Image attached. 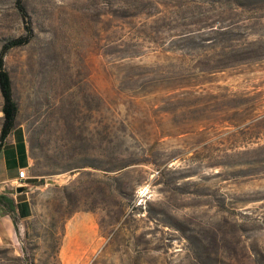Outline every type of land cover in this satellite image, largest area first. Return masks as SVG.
<instances>
[{"label": "rangeland", "instance_id": "rangeland-1", "mask_svg": "<svg viewBox=\"0 0 264 264\" xmlns=\"http://www.w3.org/2000/svg\"><path fill=\"white\" fill-rule=\"evenodd\" d=\"M20 37L0 264H264V0H0Z\"/></svg>", "mask_w": 264, "mask_h": 264}, {"label": "trees", "instance_id": "trees-1", "mask_svg": "<svg viewBox=\"0 0 264 264\" xmlns=\"http://www.w3.org/2000/svg\"><path fill=\"white\" fill-rule=\"evenodd\" d=\"M250 0H248L249 2ZM237 10H243L246 8V2L239 4L236 2ZM29 42L28 38L20 37L16 39L8 40L2 47L0 52V93L3 99L2 113L3 124L0 134V155L6 146V143L10 136H12L17 129V120L19 116V105L14 96V88L11 75L6 68V56L14 48L26 45ZM9 206L12 210L14 207V201L7 196H0V206Z\"/></svg>", "mask_w": 264, "mask_h": 264}, {"label": "crops", "instance_id": "crops-1", "mask_svg": "<svg viewBox=\"0 0 264 264\" xmlns=\"http://www.w3.org/2000/svg\"><path fill=\"white\" fill-rule=\"evenodd\" d=\"M2 106H3V99H2ZM2 124H3V116H2ZM8 141L0 155V184H3L4 185L3 187L9 186L10 182L14 180L13 179L14 174H12L14 173V170H16L17 168H23L29 166V163L25 159V157L23 159V156H25L27 151L23 143L22 132L20 133V138H19L20 143H18L17 147L13 148L14 150L11 152L12 153L11 155L6 154ZM3 168H5V171L2 170Z\"/></svg>", "mask_w": 264, "mask_h": 264}, {"label": "built area", "instance_id": "built-area-1", "mask_svg": "<svg viewBox=\"0 0 264 264\" xmlns=\"http://www.w3.org/2000/svg\"><path fill=\"white\" fill-rule=\"evenodd\" d=\"M28 178L27 171L25 169H21L18 176V182H23ZM21 185V183H19Z\"/></svg>", "mask_w": 264, "mask_h": 264}, {"label": "water", "instance_id": "water-1", "mask_svg": "<svg viewBox=\"0 0 264 264\" xmlns=\"http://www.w3.org/2000/svg\"><path fill=\"white\" fill-rule=\"evenodd\" d=\"M48 183L51 184V185H57L58 184V182L55 181V180H48ZM24 190H25L24 187L17 188V192L18 193H22Z\"/></svg>", "mask_w": 264, "mask_h": 264}]
</instances>
